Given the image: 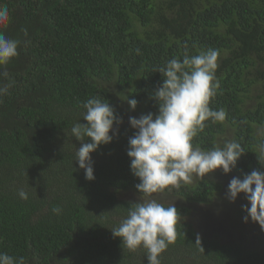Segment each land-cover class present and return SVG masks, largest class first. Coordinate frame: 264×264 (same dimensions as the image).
Returning <instances> with one entry per match:
<instances>
[{"label": "trees", "instance_id": "1", "mask_svg": "<svg viewBox=\"0 0 264 264\" xmlns=\"http://www.w3.org/2000/svg\"><path fill=\"white\" fill-rule=\"evenodd\" d=\"M0 6L10 14L0 32L20 42L18 55L0 66V87L7 89L0 94V253L24 257L25 264H148L146 249L130 251L111 232L140 201L119 193L142 196L127 155L136 132L129 117L158 114V69L182 61L185 52L219 50V87L209 107L226 113L223 122L206 121L193 145L210 150L235 140L244 154L233 174L243 180L264 172V158H257L264 146V0H0ZM95 97L123 122L114 123L111 143L90 154L89 181L75 156L83 141L71 129L87 123L83 104ZM133 98L134 110L127 103ZM221 189L217 180L194 176L155 193L181 200L159 201L178 212L177 237L161 264H264V251L200 235L191 221L193 206L208 205ZM57 206L59 214L52 211ZM234 215L241 221L247 213L240 208Z\"/></svg>", "mask_w": 264, "mask_h": 264}, {"label": "clouds", "instance_id": "2", "mask_svg": "<svg viewBox=\"0 0 264 264\" xmlns=\"http://www.w3.org/2000/svg\"><path fill=\"white\" fill-rule=\"evenodd\" d=\"M9 21L8 8L0 6V26ZM19 43L0 32V66L7 65L18 55ZM219 55V50L209 49L192 56L185 52L182 61L177 58L167 61L158 69L163 75L162 84L155 91L158 114L155 117L152 113L140 118L129 117V124L136 132L128 140L127 155L131 158V173L140 181L136 188L142 196L139 202L130 204L126 218L111 232L130 251L141 246L146 249L148 264H161L160 255L176 240L178 223L174 204L165 206L152 198V194L178 189L191 183L194 176L203 178L217 169L227 174L244 154L235 140H225L222 147L214 145L210 150L192 143L198 132L204 130L206 121L215 124L226 118L223 109L209 107L219 87L215 75ZM6 91L0 87V94ZM127 103L134 110L138 101L133 98ZM83 108L86 109L83 120L87 123H76L71 132L77 140L83 141L75 153L76 162L84 170L85 178L91 181L95 176L90 154L100 145L111 143L116 134L114 123L123 121L109 102L99 97L88 99ZM84 137L90 142H85ZM257 158L259 161L264 158V146ZM240 193L246 195L250 204V207L243 206L247 213L244 221L247 223L250 218L264 229V172L252 171L243 180L233 177L227 198L235 202ZM18 195L28 199L23 189ZM52 211L59 214L61 209L57 206ZM0 264H25V260L0 253Z\"/></svg>", "mask_w": 264, "mask_h": 264}, {"label": "rangeland", "instance_id": "3", "mask_svg": "<svg viewBox=\"0 0 264 264\" xmlns=\"http://www.w3.org/2000/svg\"><path fill=\"white\" fill-rule=\"evenodd\" d=\"M205 176L221 182L222 189L208 205L193 206L191 221L198 233L203 236H216L223 241H238L248 249L264 251V229L258 223L252 222L250 218L246 223L244 217L240 221L234 215L243 206L250 207L246 195L240 193L235 202H230L227 198L229 182L236 177L232 170L225 174L222 169H217ZM119 196L140 200L139 195L132 191L120 192ZM152 198L158 201L165 199L174 204L181 203L179 198H166L159 194L152 195Z\"/></svg>", "mask_w": 264, "mask_h": 264}]
</instances>
